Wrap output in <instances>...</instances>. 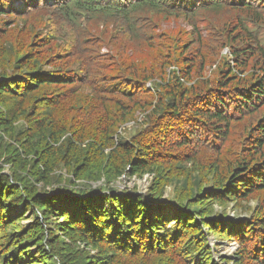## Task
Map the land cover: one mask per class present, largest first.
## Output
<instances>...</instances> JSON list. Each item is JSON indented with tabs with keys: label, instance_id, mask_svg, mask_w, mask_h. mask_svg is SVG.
<instances>
[{
	"label": "trees",
	"instance_id": "trees-1",
	"mask_svg": "<svg viewBox=\"0 0 264 264\" xmlns=\"http://www.w3.org/2000/svg\"><path fill=\"white\" fill-rule=\"evenodd\" d=\"M226 12L230 37L153 20ZM263 17L264 0H0V264H264ZM149 174L147 195L113 186Z\"/></svg>",
	"mask_w": 264,
	"mask_h": 264
},
{
	"label": "rangeland",
	"instance_id": "rangeland-1",
	"mask_svg": "<svg viewBox=\"0 0 264 264\" xmlns=\"http://www.w3.org/2000/svg\"><path fill=\"white\" fill-rule=\"evenodd\" d=\"M20 5V3L16 4L15 6ZM236 15H238L237 12H226L223 15H219L217 17L214 16H207L206 14L199 15L195 17L192 21L183 20V19H163L160 17H155L153 20L157 23V25L160 28V32L164 31L166 33L176 32L177 30H185L190 32L192 27L190 25V22L195 23L197 26V31L201 35L202 38H207V32L211 34H221L224 37H230V28L234 27L236 21ZM258 27L260 28V32L264 35V17L261 20V22L258 24ZM100 29V26H99ZM159 34V33H158ZM226 50L223 49L221 51V55L215 56L212 52L209 53L208 57L206 58L209 62V64H213V62L219 60V58L222 55H225ZM136 126H132V124L127 125L125 128H123V132L120 135L121 139H128L130 136H132L137 131ZM3 173L9 176L10 171L7 167L3 168ZM124 178H119L118 182L113 184L115 189L122 193L123 192H137L138 194L147 195L148 189L151 184V181L153 179V175L149 174L147 177L143 176L142 179L139 178H133L129 181ZM103 181L97 182V183H91L92 188H96L97 186H101ZM79 185L78 182H75ZM170 194V188H166L164 197H169ZM24 215V220L22 221V224H28L30 221L28 220L30 214L29 213H22ZM236 214V213H235ZM237 215L243 216V214L238 213ZM234 216V213L231 212L229 215V219ZM212 240V239H211ZM211 246H214L216 255L219 256H229V254H232V248L229 247L230 244L228 243H220L219 245H216L214 241H211ZM229 252V254H228Z\"/></svg>",
	"mask_w": 264,
	"mask_h": 264
},
{
	"label": "built area",
	"instance_id": "built-area-1",
	"mask_svg": "<svg viewBox=\"0 0 264 264\" xmlns=\"http://www.w3.org/2000/svg\"><path fill=\"white\" fill-rule=\"evenodd\" d=\"M141 120V119H140ZM146 177L148 176V175H145ZM124 180V179H123ZM117 184V183H116ZM229 247H231L232 248V252H234L235 251V249H236V245H235V243H232V244H230V246Z\"/></svg>",
	"mask_w": 264,
	"mask_h": 264
},
{
	"label": "bare ground",
	"instance_id": "bare-ground-1",
	"mask_svg": "<svg viewBox=\"0 0 264 264\" xmlns=\"http://www.w3.org/2000/svg\"><path fill=\"white\" fill-rule=\"evenodd\" d=\"M126 27V26H125ZM127 28V27H126ZM125 28V29H126ZM126 31V30H125ZM150 120V119H149ZM168 138V137H167ZM200 144H201V142H200ZM198 146V145H197ZM203 147V146H202ZM106 190V189H105ZM98 191V190H97ZM105 198V197H104ZM108 200V199H107ZM118 210V209H117ZM114 214V213H113ZM45 216V215H44ZM113 218V217H112ZM116 218V217H115ZM49 222V221H48ZM113 222V221H112ZM115 224H116V222H115ZM126 225V224H125ZM111 226V225H110ZM122 226V225H121ZM58 227V226H57ZM120 227V226H119ZM47 228V227H46ZM123 229V228H122ZM108 230V229H107ZM119 238V237H118ZM121 245V244H120Z\"/></svg>",
	"mask_w": 264,
	"mask_h": 264
}]
</instances>
